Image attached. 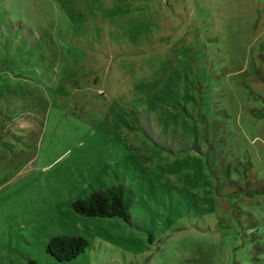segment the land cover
Listing matches in <instances>:
<instances>
[{
    "label": "rangeland",
    "instance_id": "1",
    "mask_svg": "<svg viewBox=\"0 0 264 264\" xmlns=\"http://www.w3.org/2000/svg\"><path fill=\"white\" fill-rule=\"evenodd\" d=\"M23 31L48 58L0 72V264H60L46 252L60 235L89 241L63 264H254L245 214L263 246L264 194L217 193L204 119L227 111L233 178L251 160L264 181V117L249 111L264 87L244 73L264 0H0L4 46ZM119 184L132 226L71 208Z\"/></svg>",
    "mask_w": 264,
    "mask_h": 264
},
{
    "label": "trees",
    "instance_id": "2",
    "mask_svg": "<svg viewBox=\"0 0 264 264\" xmlns=\"http://www.w3.org/2000/svg\"><path fill=\"white\" fill-rule=\"evenodd\" d=\"M10 37V43L14 45L13 47L7 44L4 46V41L0 37V72L8 71L22 78L24 77L23 75H36L48 58L42 42L34 39L31 31L27 34H24V31L21 34L13 33L10 34ZM37 52L40 53L42 60L34 62L31 56L36 57ZM19 64H25L28 67H18L17 65ZM16 68L19 69L18 72L20 74H16ZM244 73L252 82L264 87V42L260 46L258 58L251 61L249 68ZM253 95L256 99L262 101V106L260 108H251L249 111L254 117H264V94L253 93ZM215 112V118L211 121L206 118L204 123L208 133L206 136L208 144L207 158L211 173L216 179L217 193L221 194L224 190H228L231 187L234 193H242L250 198L258 194H264V181L258 180L251 160H247L243 165L242 173L245 184L233 178V172H238V168L229 163L228 155L225 152V140L229 134L227 126L228 113L225 109L219 108V106L216 107ZM217 115L221 118L217 119ZM134 203L133 192L127 190L123 184H119L106 190H94L89 196L77 198L70 205L81 216L104 219L118 218L132 226L131 211ZM240 214L242 216L245 212L240 211ZM245 216L249 217L247 228L251 230V233L247 234L245 238L254 243L251 259L254 264H262L261 256L264 252V245L262 246L260 241L263 239V235L258 232L257 222L252 219L251 215L247 213ZM88 247L89 241L82 236L60 235L51 238L46 252L58 263L63 264L77 259Z\"/></svg>",
    "mask_w": 264,
    "mask_h": 264
}]
</instances>
